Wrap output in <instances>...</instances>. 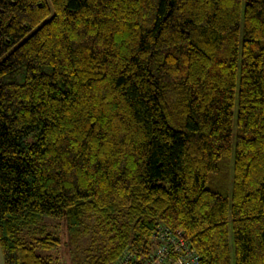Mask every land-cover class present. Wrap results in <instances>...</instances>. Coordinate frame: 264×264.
Returning <instances> with one entry per match:
<instances>
[{"label": "trees", "instance_id": "obj_1", "mask_svg": "<svg viewBox=\"0 0 264 264\" xmlns=\"http://www.w3.org/2000/svg\"><path fill=\"white\" fill-rule=\"evenodd\" d=\"M229 221L264 264V0H0L4 264L141 261L160 224L232 264Z\"/></svg>", "mask_w": 264, "mask_h": 264}, {"label": "built area", "instance_id": "obj_2", "mask_svg": "<svg viewBox=\"0 0 264 264\" xmlns=\"http://www.w3.org/2000/svg\"><path fill=\"white\" fill-rule=\"evenodd\" d=\"M152 241L146 259L139 261L136 250L127 249L113 264H199L181 230L160 224L152 234Z\"/></svg>", "mask_w": 264, "mask_h": 264}, {"label": "rangeland", "instance_id": "obj_3", "mask_svg": "<svg viewBox=\"0 0 264 264\" xmlns=\"http://www.w3.org/2000/svg\"><path fill=\"white\" fill-rule=\"evenodd\" d=\"M243 4H244V0H243ZM237 110H238V103H237V96H235L234 108H233V123H234L233 128L235 126V122L237 118ZM234 141H235V133L233 131V142H232L233 149H234ZM229 244H230V253H231V263L234 264V242H233V233H232L230 221H229ZM56 255L58 256L61 264H72L70 260V256L68 255L67 249L64 245L60 247ZM0 264H4L1 249H0Z\"/></svg>", "mask_w": 264, "mask_h": 264}]
</instances>
